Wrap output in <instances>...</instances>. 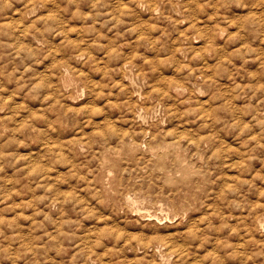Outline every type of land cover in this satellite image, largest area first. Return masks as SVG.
I'll return each mask as SVG.
<instances>
[{
	"label": "rangeland",
	"instance_id": "rangeland-1",
	"mask_svg": "<svg viewBox=\"0 0 264 264\" xmlns=\"http://www.w3.org/2000/svg\"><path fill=\"white\" fill-rule=\"evenodd\" d=\"M0 28V264H264V0H0Z\"/></svg>",
	"mask_w": 264,
	"mask_h": 264
},
{
	"label": "bare ground",
	"instance_id": "bare-ground-1",
	"mask_svg": "<svg viewBox=\"0 0 264 264\" xmlns=\"http://www.w3.org/2000/svg\"><path fill=\"white\" fill-rule=\"evenodd\" d=\"M50 16H53V15L50 14ZM48 17H49V15H48ZM8 18H10V17H8ZM8 18H7V19H8ZM50 18H53V17H50ZM13 19H15V18H13ZM38 19H39V18H38ZM38 19H37V20H38ZM42 19H43V18H42ZM11 20H12V19H11ZM11 20H10V21H11ZM51 20H52V19H51ZM10 21H9V23H10ZM20 21H21V20H20ZM41 21H42V20H41ZM4 22H5V21H4ZM16 22H17V21H16ZM45 22H46V21H45ZM6 23H7V22H6ZM20 23H21V22H20ZM42 23H43V21H42ZM47 23H48V22H47ZM6 25H7V24H6ZM10 25H11V23H10ZM15 25H16V24H15ZM7 26H8V25H7ZM16 26H17V25H16ZM24 26H25V25H24ZM9 27H10V26H9ZM11 27H12V26H11ZM11 27L8 28V29L10 30ZM14 27H15V26H14ZM17 27H18V26H17ZM60 27H61V26H60ZM12 28H13V27H12ZM26 28H27V27H26ZM36 28H37V27H36ZM226 28L229 29L228 26H227ZM0 29H1V28H0ZM3 29H4V28H3ZM29 29H30V28H29ZM56 29H57V28H56ZM223 29H224V28H223ZM19 30H20V29H19ZM54 30H55V29H54ZM1 31H2V30H1ZM5 31H6V29H5ZM11 31H12V30H11ZM21 31H22V29H21ZM23 31H24V30H23ZM60 31H61V30H60ZM217 31H218V30H217ZM217 31H215V33H216ZM219 31H220V30H219ZM221 31H222V30H221ZM227 31H228V30H227ZM229 31H230V30H229ZM2 32H4V31H2ZM6 32H8V30H7ZM62 32H63V31H62ZM155 32H157V31H155ZM4 33H5V32H4ZM8 33H9V32H8ZM15 33H16V32H15ZM17 33H18V32H17ZM33 33H34V32H33ZM63 33H64V32H63ZM10 34H11V33L8 34L7 39L9 38V35H10ZM18 34H19V33H18ZM18 34H17V35H18ZM23 34H24V33H23ZM31 34H32V33H31ZM156 34H157V33H156ZM156 34H154V35H156ZM212 34H213V32H212ZM216 34H217V33H216ZM220 34H221V33H220ZM229 34H230V33H229ZM229 34H228V35H229ZM231 34H232V33H231ZM231 34H230V35H231ZM26 35H27V34H26ZM68 35H69V34H68ZM68 35H67V36H68ZM222 35H223V34H222ZM4 36H5V35H4ZM10 36H11V35H10ZM18 36H19V35H18ZM20 36H21V35H20ZM67 36H66V37H67ZM152 36H153V35H152ZM215 36H216V38H217V35H215ZM11 37L13 38L14 36L12 35ZM16 37H17V36H16ZM53 37H54V35H53ZM153 37H154V36H153ZM231 37H232V36H231ZM233 37H234V36H233ZM27 38H28V37H27ZM49 38H50V37H49ZM208 38H209V37H208ZM229 38H230V37H229ZM13 39H14V38H13ZM137 39H138V38H137ZM158 39H159V38H158ZM224 39H225V38H224ZM227 39H228V38H227ZM22 40H23V39H22ZM152 40H153V39H152ZM156 40H157V38H156ZM6 41H7V40H6ZM11 41H12V40H11ZM11 41H9V42H11ZM14 41H15V40H14ZM29 41H30V40H29ZM31 41H33V40H31ZM150 41H151V40H150ZM215 41H216V39H215ZM217 41H218V40H217ZM20 42H21V40H20ZM53 42H54V41H53ZM155 42H156V41H155ZM201 42H202V41H201ZM205 42H206V41H205ZM6 43H7V42H6ZM16 43H17V42H16ZM31 43H32V42H31ZM153 43H154V42H153ZM156 43H157V42H156ZM202 43H203V42H202ZM202 43H201V44H202ZM212 43H213V42H212ZM7 44H8V43H7ZM12 44H14V42H12ZM12 44H11V45H12ZM17 44H18V43H17ZM20 44H21V43H20ZM207 44H208V43H207ZM46 45H47V44H46ZM151 45H152V44H151ZM192 45H193V43H192ZM203 45H205V44L203 43ZM203 45H202V46H203ZM210 45H211V44H210ZM17 46H18V45H17ZM36 46H37V45H36ZM36 46H35V47H36ZM40 46H43V45H40ZM196 46H197V45H196ZM15 47H16V45H15ZM25 47H26V46H25ZM150 47H151V46H150ZM47 48H48V45H47ZM49 48H50V47H49ZM200 48H201V47H200ZM200 48L198 47V49H200ZM205 48L207 49L206 46H205ZM214 48H215V46L213 47V49H214ZM218 48H219V47H218ZM28 49H29V48H28ZM37 49H39V47H38ZM37 49H35V50H37ZM50 49H51V48H50ZM50 49H49V51H50ZM52 49H53V48H52ZM152 49H153V47H152ZM152 49H151V50H152ZM191 49H192V48H191ZM202 49H203V48H202ZM215 49H216V48H215ZM219 49H220V48H219ZM222 49H223V47H222ZM102 50H103V48H102ZM102 50H101V51H102ZM175 50H176V49H175ZM175 50H174V51H175ZM196 50H197V49H196ZM30 51H31V53L33 52L32 50H30ZM53 51H54V50H53ZM53 51H52V52H53ZM189 51H190V49H189ZM201 51H202V50H201ZM211 51H212V50H211ZM211 51H209V52H211ZM213 51H214V50H213ZM216 51H217V50H216ZM218 51H220V50H218ZM78 52H80V51H78ZM107 52H108V51H107ZM107 52H106V53H107ZM163 52H164V51H163ZM214 52H215V51H214ZM214 52H213V53H214ZM49 53H50V52H49ZM171 53H172V52H171ZM175 53H176V52H175ZM198 53H199V52H198ZM200 53H201V52H200ZM217 53H218V52H217ZM221 53H222V52H221ZM20 54H21V52H20ZM36 54H37V51H36ZM36 54H35V55H36ZM146 54H147V53H146ZM146 54H145V55H146ZM205 54H207V53H205ZM205 54H204V55H205ZM35 55H34V56H35ZM73 55H74V54H73ZM80 55H81V54H80ZM196 55H197V54H196ZM215 55H216V52H215ZM215 55H214V56H215ZM147 56H148V55H147ZM48 57H49V56H48ZM150 57H151V56H150ZM179 57H180V55H179ZM179 57H178V58H179ZM188 57H189V56H188ZM200 57L202 58L201 55H200ZM217 57H218V56H217ZM181 58H182V57H180V59H181ZM204 58H205V57H203V60H204ZM208 58H209V57H208ZM208 58H206V59H208ZM214 58H215V57H214ZM221 58H222V57H221ZM210 59H211V58H210ZM218 59H220V58H218ZM260 59H261V58H259V60H260ZM86 60H89V59H86ZM104 60H105V59H104ZM203 60H202V62H203ZM211 60H213V57H212ZM220 60H221V59H220ZM35 61H36V60H35ZM92 61H93V60H92ZM99 61H100V60H99ZM216 61H217V60H216ZM216 61H215V62H216ZM85 62H86V61H85ZM85 62H84V63H85ZM202 62H200V63H202ZM206 62H208V61L206 60ZM213 62H214V61H213ZM215 62H214V63H215ZM224 62H225V60H224ZM123 63H124V62H123ZM123 63H122V64H123ZM126 63H127V62H126ZM214 63H212V64H214ZM220 63L222 64V62H220ZM102 64H103V63H102ZM107 64H108V63H107ZM124 64H125V63H124ZM128 64H129V63H128ZM197 64H198V63H197ZM202 64H203V63H202ZM202 64H200V65L203 66ZM206 64H207V63H206ZM221 64H220V65H221ZM82 65H83V63H82ZM105 65H106V64H105ZM133 65H134V63H133ZM153 65H154V64H153ZM96 66H97V65H96ZM96 66H95V67H96ZM102 66H103V65H102ZM188 66H189V65H188ZM197 66H199V65H197ZM197 66H196V67H197ZM201 66H200V67H201ZM209 66H210V65H209ZM83 67H84V66H83ZM89 67H90V66H89ZM95 67H94V68H95ZM119 67H120V66H119ZM121 67H122V66H121ZM91 68H92V67H91ZM153 68H154V67H153ZM194 68H195V67H194ZM79 69H80V68H78L77 71H79ZM106 69H107V68H106ZM208 69H209V68H208ZM104 70H105V69H104ZM176 70H177V69H176ZM181 70H182V72H183V69H182V68H181ZM80 71H82V70H80ZM140 71H141V70H140ZM190 71H192V70H190ZM190 71H189V73H190ZM206 71H207V70H206ZM101 72H103V71H101ZM193 72L195 73V71H193ZM196 72H197V71H196ZM201 72H202V71H201ZM204 72H205V71H204ZM209 72H211V71H209ZM75 73H77V72L75 71ZM78 73H79V74H80V73L82 74L83 72H78ZM179 73H181V71H180ZM187 73H188V72H186V74H187ZM191 73H192V72H191ZM191 73H190V74H191ZM79 74H78V75H79ZM101 74L105 75V73H101ZM106 74H107V73H106ZM110 74H111V73H110ZM110 74H109V75H110ZM141 74H142V73H141ZM199 74H201V73H199ZM207 74H209V73L207 72ZM78 75H77V76H78ZM82 75H83V74H82ZM89 75H90V74H89ZM121 75H122V74H121ZM123 75H124V74H123ZM123 75H122V76H123ZM187 75H188V74H187ZM197 75H198V74H197ZM106 76H107V75H106ZM162 76H163V75H162ZM202 76H203V75H202ZM82 77H83V76H82ZM84 77H85V76H84ZM109 77H110V76H109ZM120 77H121V76H120ZM158 77H159V76H158ZM195 77H196V76H195ZM197 77H198V76H197ZM89 78H90V77H89ZM110 78H111V77H110ZM113 78H115V77H113ZM113 78H112V79H113ZM160 78H161V77H160ZM169 78H170V77H169ZM191 78H192V77H191ZM203 78H204V77H203ZM121 79H122V78H121ZM162 79H163V78H162ZM166 79H167V78H166ZM170 79H171V78H170ZM163 80H164V79H163ZM175 80H176V79H175ZM119 81H120V80H119ZM164 81H165V80H164ZM166 81H167V80H166ZM166 81H165V82H166ZM168 81H169V79H168ZM122 82H123V80H122ZM161 82H162V81H161ZM173 82H174V81H173ZM193 82H195V81H193ZM203 82H204V81H203ZM174 83H176V82H174ZM59 84H60V83H59ZM113 84H114V83H113ZM116 84H117V83H116ZM116 84H115V85H116ZM163 84H165V83H163ZM170 84L172 85V83H170ZM170 84H168V85H170ZM186 84H187V83H186ZM67 85H69V83H67ZM121 85H123L122 87L124 88V84H121ZM175 85H176V84H175ZM178 85H179V84H178ZM59 86H61V85H59ZM100 86H101V85H100ZM112 86H113V85H112ZM128 86H130L129 83H128ZM148 86H149V85H148ZM179 86H180V85H179ZM186 86H187V85H186ZM188 86H189V85H188ZM113 87H114V86H113ZM152 87H153V86H152ZM160 87H161V86H160ZM181 87H183V86H181ZM59 88H60V87H59ZM67 88H68V87H67ZM110 88H111V87H110ZM127 88H128V87H126L125 90H126ZM155 88H156V87H155ZM157 88H158V87H157ZM157 88H156V89H157ZM61 89H62V87H61ZM102 89H103V88H102ZM112 89H113V88H112ZM158 89H159V88H158ZM169 89H171V88L169 87ZM189 89H191V88H188V90H189ZM116 90H117V89H116ZM123 90H124V89H123ZM130 90H131V89H130ZM152 90H154V88H152ZM48 91H49V90H48ZM67 91L70 92L68 89H67ZM88 91H89V90H88ZM112 91H113V90H112ZM119 91H120V90H119ZM119 91H118V93H119ZM158 91H159V90H158ZM161 91H162V90H161ZM163 91H164V90H163ZM191 91H192V90H191ZM127 92H129V91H127ZM130 92H131V91H130ZM148 92H149V91H148ZM168 92H169V91H168ZM170 92H171V91H170ZM70 93H71V92H70ZM107 93H108V92H107ZM125 93H126V92H125ZM132 93H133V92H132ZM143 93H144V92H143ZM145 93L147 94V92H145ZM149 93H152V92H149ZM153 93H154V92H153ZM52 94H53V93H52ZM54 94H55V93H54ZM68 94H69V93H68ZM121 94H122V92H121ZM156 94H157V92H156ZM165 94H166V93H165ZM96 95H97V94H96ZM131 95H133V94H131ZM142 95H143V94H142ZM159 95H160V94H159ZM173 95H174V94H173ZM189 95H190V92H189ZM44 96H45V95H44ZM50 96H51V95H50ZM66 96H68V95L66 94ZM69 96H70V94H69ZM71 96H72V94H71ZM92 96H93V95H92ZM102 96H103V95H102ZM143 96H146V97L148 98L147 95H143ZM164 96H165V95H164ZM174 96H175V95H174ZM195 96H197V95H195ZM56 97H57V95H56ZM98 97H99V96H98ZM136 97H137V96H136ZM136 97H135V98H136ZM187 97H188V95H187ZM46 98H47V97H46ZM54 98H55V97H53V99H54ZM86 98H87V97H86ZM99 98H100V97H99ZM101 98H102V97H101ZM101 98H100V99H101ZM109 98H110V97H109ZM111 98H112V97H111ZM116 98H117V97H116ZM128 98H129V97H128ZM130 98H131V97H130ZM172 98H173V97H172ZM174 98H175V97H174ZM192 98H193V97H192ZM192 98H191V99H192ZM43 99H44V98H43ZM47 99H48V98H47ZM159 99H160V98H159ZM159 99H158V100H159ZM162 99H163V97H162ZM183 99H184V98H183ZM193 99H194V98H193ZM193 99H192V100H193ZM195 99H197V97H196ZM54 100L57 101L56 99H54ZM95 100H96V98H95ZM95 100H94V101H95ZM101 100H102V99H101ZM123 100H124V97H123ZM171 100H172V99H171ZM180 100H181V102L183 101L182 99H180ZM187 100H188V98H187ZM209 100H210V99H209ZM108 101H110V100H108ZM133 101H134V100H133ZM144 101H146V100H144ZM159 101H160V100H159ZM168 101H169V100H168ZM185 101H186V99H185ZM207 101H208V100H207ZM57 102H59V100H58ZM90 102H92V100H91ZM104 102H105V101H104ZM106 102H107V101H106ZM111 102H112V101H110V104L113 103V102H112V103H111ZM129 102H130V101H129ZM162 102H163V101H162ZM162 102H160V103H162ZM169 102H170V101H169ZM197 102H198V100H197ZM201 102H202V101H201ZM201 102H200V103H201ZM145 103H146V102H145ZM154 103H156V102H154ZM167 103H168V102H167ZM167 103H165V104H167ZM129 104H130V103H129ZM163 104H164V103H163ZM168 104H169V103H168ZM172 104H173V103H171V104H169V105H172ZM174 104H175V103H174ZM181 104H182V103H181ZM206 104H207V102H206L205 104H203V105H206ZM112 105H114V103H113ZM112 105H111V106H112ZM115 105H116V103H115ZM118 105H119V104H118ZM124 105H125V104H124ZM140 105H141V104H140ZM143 105H144V104H143ZM154 105H155V104H154ZM196 105L198 106V104H196ZM207 105H208V104H207ZM209 105H210V102H209ZM209 105H208V106H209ZM90 106H91V105H90ZM92 106H93V105H92ZM121 106H122V104H121ZM128 106H129V105H128ZM146 106H147V105H146ZM146 106H145L144 108H146ZM174 106H175V105H174ZM48 107H49V106H48ZM115 107H117V106H115ZM129 107H130V106H129ZM131 107H133V106H131ZM131 107H130L129 110H131ZM140 107H141V106H140ZM149 107H150V106H149ZM166 107H167V105H166ZM181 107H182V105H181ZM195 107H196V106H195ZM209 107H210V106H209ZM209 107H208V108H209ZM85 108H86V107H85ZM89 108H90V107H89ZM120 108H121V107H120ZM126 108H127V107H126ZM173 108H174V107H173ZM178 108H179V104H178ZM186 108H187V107H186ZM205 108H206V107H205ZM56 109H57V108H56ZM69 109H70V108H69ZM69 109H68V110H69ZM80 109H81V108H80ZM82 109H83V108H82ZM82 109H81V110H82ZM142 109H143V108H142ZM188 109H189V108H188ZM202 109H204V108H202ZM202 109H201V110H202ZM206 109H207V108H206ZM70 110H71V109H70ZM81 110H80V111H81ZM91 110H92V109H91ZM94 110H95V108H94ZM97 110H98V109H97ZM97 110H96V111H97ZM144 110H145V109H144ZM150 110H151V109H150ZM166 110H167V109H166ZM169 110H170V108H169ZM181 110H182V109H181ZM183 110H184V109H183ZM183 110H182V111H183ZM191 110H192V109H191ZM82 111H83V110H82ZM86 111H87V109H86L84 112H86ZM96 111H95V112H96ZM120 111H121V110L119 109L118 112L120 113ZM174 111H176V110H174ZM198 111H200V110L198 109ZM202 111H203V110H202ZM68 112H69V111H68ZM87 112H88V111H87ZM92 112H93V111H92ZM118 112H117V113H118ZM130 112H131V111H130ZM147 112H148V111H147ZM167 112H168V111H167ZM93 113H94V112H93ZM93 113H92V114H93ZM119 113H118V114H119ZM131 113H136V112H135V110H134V112H131ZM171 113H172V111H171ZM200 113H201V112H199V114H200ZM89 114H90V113H89ZM104 114H105V113H104ZM202 114H203V113H202ZM205 114L207 115V113H205ZM86 115H87V114H86ZM107 115H108V114H107ZM115 115H117V114H115ZM183 115H184V114H183ZM84 116H85V114H84ZM91 116H92V115H91ZM132 116H133V115H131V117H132ZM85 117H87V116H85ZM88 117H89V115H88ZM102 117H103V115H102ZM111 117H112V115H111ZM175 117H176V116H175ZM199 117L201 118V116H198V119H199ZM203 117H204V116H203ZM91 118H93V117H91ZM103 118H104V117H103ZM106 118H107V117H106ZM114 119H115V118H114ZM172 119H173V118H172ZM203 119H204V118H203ZM102 120H103V119H102ZM104 120H105V118H104ZM104 120H103V121H104ZM107 120H109V119H107ZM112 120H113V118H112ZM134 120H135V119H134ZM134 120H133V121H134ZM173 120H174V119H173ZM177 120H178V119H177ZM208 120H209V119H208ZM45 121H46V120H45ZM85 121H86V120H85ZM100 121H101V119H100ZM204 121H205V120H204ZM206 121H207V120H206ZM173 122H174V121H173ZM175 122H176V121H175ZM207 122H208V121H207ZM207 122H206V123H207ZM102 123H103V122H102ZM110 123H111V122H110ZM178 123H179V121H178ZM200 123H201V122H200ZM202 123H203V122H202ZM105 124H106V123H105ZM108 124H109V123H108ZM106 125H107V124H106ZM180 125H181V124H180ZM180 125H179V127H180ZM199 125H200V124H199ZM185 126H186V125H185ZM190 126H191V124H190ZM205 126H206V125H205ZM142 127H143V126H142ZM144 127H145V126H144ZM183 127H184V126H183ZM111 128H112V127H111ZM176 128H177V127H176ZM186 128H187V126H186ZM186 128H183V129L186 130ZM201 129H203V127H202ZM40 130H41V129H40ZM147 130H148V129H147ZM153 130H154V129H153ZM208 130H209V129L207 128V131H208ZM174 131H175V130H174ZM183 131H184V130H183ZM191 131H192V129H191ZM111 132H112V129H111ZM122 132H123V131H122ZM153 132H154V131H153ZM199 132H200V131H199ZM199 132H198V133H199ZM114 133H115V130H114ZM114 133H113L112 135H113V136H114V135H115V136H118V138H119L118 140H120V142H121V141H122V140H121L122 138L120 139L119 134L116 135V134H114ZM141 133L143 134V131H141ZM156 133H158V132H156ZM168 133H169V132H168ZM181 133H182V132H181ZM122 134H123V133H122ZM124 134H128V133H124ZM129 134H130V133H129ZM176 134H177V133H176ZM201 134H204V133L202 132ZM153 135H156V134H153ZM153 135H152V137H153ZM174 135H175V134H174ZM190 135H191V133H190ZM205 135H206V134H205ZM205 135H204V136H205ZM110 136H111V134H110ZM110 136H109V137H110ZM124 136H125V135H124ZM129 136H130V135H129ZM146 136H147V134H146ZM150 136H151V135H150ZM192 136H194V135H192ZM209 136H210V135H209ZM209 136H206V137L209 138ZM122 137H123V136H122ZM132 137H133V134H132ZM143 137H144V136H143ZM155 137H156V136H155ZM171 137H172V134H171ZM171 137H170V138H171ZM180 137H182V135H181ZM195 137H196V136H195ZM211 137H212V135H211ZM149 138H151V137H149ZM176 138H177V137H176ZM182 138H183V137H182ZM186 138H188V137H186ZM196 138H197V137H196ZM200 138H201V137H200ZM200 138H199V139H200ZM123 139H125V138H123ZM164 139L166 140V138H164ZM171 139H172V138H171ZM178 139H179V138H178ZM178 139H177V140H178ZM255 139H256V137H255ZM125 140H126V139H125ZM150 140H153V139H150ZM173 140H174V138H173ZM173 140H172V141H173ZM179 140H180V139H179ZM187 140H188V139H187ZM192 140H193V139H192ZM194 140H195V138H194ZM194 140H193V141H194ZM197 140H198V138H197ZM201 140L203 141V139H201ZM205 140H206V139H205ZM208 140H210V139H208ZM148 141H149V140H148ZM162 141H163V140H162ZM168 141H169V140H168ZM168 141H166V142H168ZM206 141H207V140H206ZM212 141H213V140H212ZM256 141H257V140H256ZM123 142H124V141H123ZM187 142H188V141H187ZM187 142H186V143H187ZM191 142H192V141H191ZM196 142H197V141H196ZM196 142H195V143H196ZM199 142H200V141H199ZM221 142H222V141H221ZM49 143H50V142H49ZM140 143H141V142H139V144H140ZM168 143H169V142H168ZM186 143H185V144H186ZM197 143H198V142H197ZM203 143H204V142H203ZM211 143H212V142H211ZM211 143H210V144H211ZM224 143H225V142H224ZM44 144H45V143H44ZM119 144H120V143H119ZM124 144H125V143H124ZM179 144H181V143H179ZM179 144H178V145H179ZM199 144H200V143H199ZM217 144H218V142H217ZM117 145H118V144H117ZM150 145L152 146L151 141H150ZM157 145H158V144H157ZM200 145H201V144H200ZM212 145H213V143H212ZM43 146H44V145H43ZM139 146H140V145H139ZM139 146H138V148H139ZM151 146H150V147H151ZM198 146H199V145H198ZM209 146H210V145H209ZM48 147H49V146H48ZM50 147H51V146H50ZM50 147H49V149H50ZM117 147H119V146H117ZM150 147H149V148H150ZM184 147H186V145H184ZM196 147H197V146H196ZM196 147H195V148H196ZM211 147H212V146H211ZM213 147H214V145H213ZM43 148H44V147H43ZM115 148H116V147H115ZM151 148H152V147H151ZM195 148H194V149H195ZM198 148H199V147H198ZM44 149H45V148H44ZM113 149H114V148H113ZM116 149H117V148H116ZM140 149H141V148H140ZM210 149H211V148H210ZM215 149H216V148H215ZM221 149H222V147H221ZM45 150H46V149H45ZM138 150H139V149H138ZM196 150H197V149H196ZM204 150H206V148H205ZM213 150H214V148H213ZM225 150H226V149H225ZM215 151H218V150H215ZM219 151H220V150H219ZM43 152H44V151H43ZM45 152H46V151H45ZM53 152H54V151H53ZM220 152H221V151H220ZM227 152H229V151H227ZM142 153H143V152H142ZM170 153H171V152H170ZM212 153H213V151L210 152L211 155H212ZM197 154H198V153H197ZM221 154H222V152H221ZM223 154H225V153L223 152ZM232 154H233V153H232ZM141 155H142V154H141ZM143 155H144V154H143ZM208 155H209V154H208ZM214 155H216V154H214ZM214 155H213V156H214ZM239 155H240V154H239ZM206 156H207V155H206ZM206 156H205V157H206ZM219 156H221V155H220V154L217 155L216 158H218ZM139 157H141V156H139ZM142 157H143V156H142ZM214 157H215V156H214ZM227 157H228V156H227ZM135 158H136V157H135ZM144 158H145V156H144ZM152 158H153V157H152ZM206 158H207V157H206ZM206 158H205V159H206ZM212 158H213V157H212ZM219 158H220V157H219ZM222 158H223V157H222ZM236 158H237V157H236ZM145 159H146V158H145ZM145 159H143V160L145 161ZM153 159H154V158H153ZM173 159H174V158H173ZM188 159H189V157H188ZM196 159H197V158H196ZM213 159H214V158H213ZM224 159H225V158H224ZM239 159H241V158H239ZM191 160H192V159H191ZM216 160H217V159H216ZM220 160H222V159H220ZM144 161H143V162H144ZM146 161H147V160H146ZM172 161L174 162V160H172ZM209 161H210V159H209ZM242 161H244V159H243ZM99 162H100V160H99ZM222 162H223V161H222ZM236 162H237V161H236ZM236 162H235V163H236ZM190 163H192V161H190L189 164H190ZM193 163H194V162H193ZM218 163H219V162H218ZM230 163H231V162H230ZM71 164H72V163H71ZM100 164H102V163H100ZM153 164H154V163H153ZM194 164H195V163H194ZM224 164H225V163H224ZM226 164H228V163H226ZM232 164H233V163H232ZM220 165L222 166L223 164H221V162H220ZM238 165H239V164H238ZM199 166H200V165H199ZM196 167H197V166H196ZM206 167H208L207 164H206ZM224 167H225V166H224ZM228 167H230V166H228ZM233 167H234V166H233ZM233 167H232V168L230 167V171L234 169ZM220 168H221V167H220ZM226 168H227V167H226ZM206 169H207V171H208V168H206ZM99 170H100V169H99ZM170 170H171V169H170ZM220 171H222V170H220ZM228 171H229V170H228ZM204 173L206 174V173H208V172H204ZM43 174H44V173H43ZM44 176H47V174L44 175ZM45 178H47V177H45ZM49 179H50V178H49ZM221 179H222V178H221ZM226 179H227V178H226ZM226 179H225V180H226ZM41 180H42V179H41ZM219 180H220V179H219ZM196 181H197V179H196ZM196 181H195V182H196ZM43 182H45V181H43ZM197 182H198V181H197ZM197 182H196V183H197ZM167 183H168V182H167ZM196 183H195V185H196ZM223 183H224V182H222V184H223ZM41 184H43V183H41ZM198 184H199V183H198ZM45 185H46V184H45ZM45 185H44V186H45ZM47 185H48V184H47ZM196 186H197V185H196ZM197 187H198V186H197ZM127 189H128V188H127ZM127 189H126V190H127ZM185 190H186V189H185ZM127 191H129V190H127ZM120 194H121V193H120ZM126 194H127V193H126ZM121 196H122V195H121ZM122 198H123V197H122ZM56 200H57V199H56ZM56 200H54V201H56ZM58 200H59V199H58ZM208 200H209V199H208ZM58 202H59V201H58ZM50 203H52V202L50 201ZM125 207H126V204H125ZM127 207H128V206H127ZM129 208H130V207H129ZM127 209H128V208H127ZM127 209H126V210H127ZM136 217H137V216H136ZM156 218H157V217H156ZM156 218H153V219L155 220ZM193 218H194V217H192V218H190V219L194 220ZM105 219H106V218H105ZM137 219H138V218H137ZM158 220H159V219H158ZM146 221H147V220H146ZM155 221H156V220H155ZM190 221H191V220H190ZM153 222H154V221H153ZM157 223H158V222H157ZM191 223H192V222H191ZM114 224H115V223H114ZM188 225H189V224H188ZM189 226H191V225H189ZM187 227H188V226H187ZM188 228H189V227H188ZM191 228H192V227H191ZM191 228H190V230H192ZM186 229H187V228H186ZM100 231H101V230H100ZM187 231H188V229H187ZM102 232H103V231H102ZM188 232H189V231H188ZM188 232H187V233H188ZM104 233H106V232L104 231L103 234H104ZM130 234H133V233H130ZM163 234H164V233H163ZM169 234H170V233H169ZM127 235H128V234H127ZM136 235H137V233H136ZM167 235H168V234H167ZM187 235H188V234H187ZM190 235H191V234H190ZM130 236H131V235H130ZM139 236H140V234H139ZM164 236H165V234H164ZM164 236H161V238L164 237ZM168 236H172V235L170 234V235H168ZM168 236H167V237H168ZM176 236H177V234H176ZM128 237H129V236H128ZM155 237H156V236H155ZM165 237H166V236H165ZM167 237H166V238H167ZM124 238H125V237H124ZM133 238L136 239V240L139 239L137 236H135V237H133ZM156 238H158V237H156ZM168 238H171V237H168ZM125 239H126V238H125ZM159 239H160V236H159V238H158V241H159ZM162 239H163V238H162ZM167 240H168V239H166V240L163 239V241H165V243H166ZM172 240H173V239H172ZM156 242H157V241H156ZM161 242H162V241H161ZM167 242L170 243V240H168ZM172 242H173V241H172ZM165 243H162V244H165ZM169 243H167V245H169ZM171 244H172V243H171ZM174 244L176 245L175 242H174ZM174 244H173V245H174ZM158 245H159V244H158ZM178 245H179V244H178ZM169 246H170V245H169ZM176 246H177V245H176ZM176 246H175V247H176ZM164 248H166V247H164ZM177 248H178V247H177ZM168 249H169V247H168ZM171 249H173V248L171 247ZM178 249H179V248H178ZM166 250H167V249H166ZM174 250L176 251V248H175ZM157 251H158V250H157ZM157 251H156V252H157ZM169 251H170V249H169ZM169 251L167 250L166 252H169ZM172 251H173V250H172ZM158 252H159V251H158ZM160 252H161V251H160ZM160 252H159V253H160ZM164 252H165V251H164ZM164 252H163V253H164ZM166 252H165V253H166ZM171 253H172V252H171ZM161 254H162V253H161ZM167 254H168V253H167ZM167 254H166V255H167ZM166 255H165V257H166ZM167 259H168V258H167ZM154 260H155V258H154ZM156 263H157V261H156ZM158 263H159V262H158ZM152 264H153V263H152ZM154 264H155V263H154ZM159 264H160V263H159Z\"/></svg>",
	"mask_w": 264,
	"mask_h": 264
}]
</instances>
